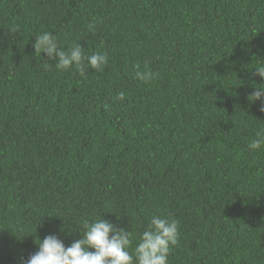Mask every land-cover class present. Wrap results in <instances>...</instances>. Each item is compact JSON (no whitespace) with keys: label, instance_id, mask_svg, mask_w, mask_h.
<instances>
[{"label":"trees","instance_id":"1","mask_svg":"<svg viewBox=\"0 0 264 264\" xmlns=\"http://www.w3.org/2000/svg\"><path fill=\"white\" fill-rule=\"evenodd\" d=\"M43 32L108 64L58 70ZM261 65L264 0H0V264L100 218L134 249L153 214L168 264H264Z\"/></svg>","mask_w":264,"mask_h":264},{"label":"clouds","instance_id":"2","mask_svg":"<svg viewBox=\"0 0 264 264\" xmlns=\"http://www.w3.org/2000/svg\"><path fill=\"white\" fill-rule=\"evenodd\" d=\"M93 27L89 25L90 29ZM35 38V53H45L49 60L55 61L58 70L75 66L84 74L85 64L94 70H101L108 64L107 54L93 52L89 55L76 41L64 50L59 47L57 37L50 32H43ZM254 69L253 75L264 80V65ZM136 76L145 82L155 78L151 71H137ZM116 98L123 99L124 93H119ZM248 99L259 101L260 111L264 112V87L255 86ZM262 146L264 130L257 132L256 138L248 145L252 150H259ZM84 228L83 235L74 239L69 246L56 234H49L42 240L37 237L34 242L38 250L29 254L26 260L21 258V264H168L170 250L179 242V221L171 215L153 214L134 249L133 233L107 219L86 223Z\"/></svg>","mask_w":264,"mask_h":264}]
</instances>
